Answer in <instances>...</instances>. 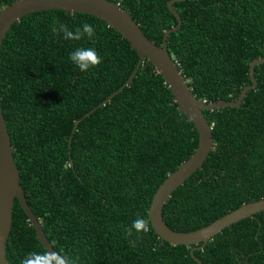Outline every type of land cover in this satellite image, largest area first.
<instances>
[{
  "label": "trees",
  "instance_id": "16d2710c",
  "mask_svg": "<svg viewBox=\"0 0 264 264\" xmlns=\"http://www.w3.org/2000/svg\"><path fill=\"white\" fill-rule=\"evenodd\" d=\"M13 1L0 0V10ZM110 1L157 45L177 24L169 0ZM173 7L182 23L168 35V50L192 93L205 102L235 100L251 84L249 63L264 56V0H182ZM83 23L94 26L92 39L68 41L58 31L59 24L74 31ZM78 47H94L101 62L80 71L69 59ZM138 59L114 27L82 12L28 13L3 39L1 106L20 185L69 264H198L195 245L163 241L148 215L157 187L197 146L193 123L145 58L129 85L106 101ZM254 72L257 85L239 107L203 110L214 147L164 204L171 229L195 230L264 197V63ZM138 217L149 230L128 235ZM30 253L46 257L32 264H58L15 198L6 257L22 264ZM193 255L201 264H264V211L224 228Z\"/></svg>",
  "mask_w": 264,
  "mask_h": 264
},
{
  "label": "water",
  "instance_id": "95a60500",
  "mask_svg": "<svg viewBox=\"0 0 264 264\" xmlns=\"http://www.w3.org/2000/svg\"><path fill=\"white\" fill-rule=\"evenodd\" d=\"M175 1L182 0H169L168 8L176 16L177 24L164 31L162 42L157 45L144 34L128 11L123 9L117 2L110 0H14L0 10V54L5 34L14 22L31 12L60 9L72 13H87L104 20L126 38L137 51L139 59L134 70L126 82L111 93L106 98V101L129 85L144 58L158 70L170 88L178 104V109L193 123L198 133V143L194 152L174 171L169 173L155 190L148 210L149 220L154 232L163 241L171 245H195L190 250V253L198 264H201L200 259L193 255V251L203 248L209 240L231 224L246 217H254L256 213L264 211V197L245 202L208 225L190 231L171 229L163 219V206L173 191L202 166L214 147L212 127L203 110L239 107L247 91L255 89L257 85L254 67L264 63V56L257 57L249 63L251 84L245 85L235 100L219 99L205 102L196 98L187 79L178 67L177 61L171 57L168 50V35L179 29L182 23L179 13L173 7ZM91 111L93 110L85 113L84 116H87ZM77 122L74 124L73 129L76 127ZM15 198L18 199L27 215L28 221L35 228L37 238L42 246L58 264H61V256L57 255L58 252L46 237L41 223L28 205L24 190L20 185V173L3 115L0 93V264H11L6 257V244L12 225Z\"/></svg>",
  "mask_w": 264,
  "mask_h": 264
},
{
  "label": "clouds",
  "instance_id": "9594fccd",
  "mask_svg": "<svg viewBox=\"0 0 264 264\" xmlns=\"http://www.w3.org/2000/svg\"><path fill=\"white\" fill-rule=\"evenodd\" d=\"M53 30L56 31L57 29L54 28ZM58 31L62 33L63 38L68 41H79L85 37L92 39L95 36L94 26L88 23H83L74 31L64 24H59ZM69 59L82 72L89 71L101 62V57L94 47H78L69 53ZM133 230H135L137 234L147 232L149 230L147 221L142 217H138L132 222L131 228H129L127 234L132 235ZM34 258L39 261H44L46 259V257L40 254L30 253L24 257L22 264H32ZM60 261L61 264H69L67 257L61 256Z\"/></svg>",
  "mask_w": 264,
  "mask_h": 264
}]
</instances>
